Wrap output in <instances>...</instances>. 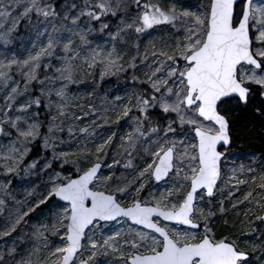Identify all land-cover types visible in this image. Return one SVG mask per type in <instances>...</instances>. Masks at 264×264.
<instances>
[{
  "label": "snow or ice",
  "instance_id": "6c2138e0",
  "mask_svg": "<svg viewBox=\"0 0 264 264\" xmlns=\"http://www.w3.org/2000/svg\"><path fill=\"white\" fill-rule=\"evenodd\" d=\"M250 117L264 0H0V264H264ZM226 201L255 240L215 231Z\"/></svg>",
  "mask_w": 264,
  "mask_h": 264
},
{
  "label": "trees",
  "instance_id": "16d2710c",
  "mask_svg": "<svg viewBox=\"0 0 264 264\" xmlns=\"http://www.w3.org/2000/svg\"><path fill=\"white\" fill-rule=\"evenodd\" d=\"M108 80V79H107ZM110 82L115 85L116 88H124V77L120 78L115 75L109 78ZM106 81L100 82L98 85L99 89L105 85ZM130 83V82H129ZM97 87V86H96ZM134 87V86H133ZM125 91V89L123 90ZM91 100V99H88ZM260 98L257 95L253 100V105L255 107L259 106ZM246 124V126H245ZM123 127V124H121ZM109 128V127H108ZM110 130V129H109ZM230 149L237 151L238 153H264V122H261L256 117H250L245 121H241L239 125V134L236 138L233 139ZM39 146L33 148L32 153L38 154ZM234 197L238 198L234 193ZM226 208V206H225ZM239 215H231L227 210L223 215H217L213 221V224H216V232L219 235H224L225 233H235L239 231L241 220ZM227 224V226H225Z\"/></svg>",
  "mask_w": 264,
  "mask_h": 264
},
{
  "label": "rangeland",
  "instance_id": "374dc122",
  "mask_svg": "<svg viewBox=\"0 0 264 264\" xmlns=\"http://www.w3.org/2000/svg\"><path fill=\"white\" fill-rule=\"evenodd\" d=\"M186 2H191V0H186ZM113 76V75H112ZM111 76H107V77H105L101 82H103V81H106L105 82V85L101 88V91L102 92H108V93H111V95L112 96H115V95H117L118 93H125V91H123L124 89H125V87L124 88H121L120 86H119V88H116L115 87V85L114 84H112L111 82H110V80H109V78H110ZM117 77V76H116ZM118 78H120V77H118ZM108 79V80H107ZM124 86H125V84H123ZM93 87H96V86H93ZM89 90H91V89H89ZM129 94H131V93H129ZM88 99H91V98H88ZM88 102H91V100H88ZM105 128H106V130H109L110 128H108V126H105ZM39 146V142H37L36 143V145H35V147L36 146ZM229 151L230 152H233L234 154H236V156H237V160H236V162L237 163H240V161H241V159H244V160H247L248 159V157L250 156V152H246V153H238L237 151H235V150H233V149H230L229 148ZM50 154V153H49ZM37 154H34V153H30V155L28 156V159H32L33 157H35ZM57 167L59 166V165H56ZM16 179H19V178H16ZM242 192H243V189L241 190V192H240V194L242 195ZM234 198H236V197H234ZM239 198V197H238ZM237 198V199H238ZM218 199V198H217ZM229 203H231L230 201H226V203H225V206H226V210L231 214V215H239L240 216V218H244V213H245V211L247 210V205L246 204H244V205H241V206H239L237 209H235V210H233V209H229L228 208V204ZM216 227H217V225L216 224H214V228H215V230H216ZM248 227V225L247 224H245V225H241L240 224V229H239V231H237V232H235V236L233 237V238H236V237H239V239H240V242H241V246H243V244H244V242L245 241H251V240H255L256 239V237L251 233V232H248V231H246V228ZM261 230H264V225H258L257 226V231H261ZM250 250V249H249ZM256 260H257V256L256 255H252V256H250L249 258H248V264H255V262H256Z\"/></svg>",
  "mask_w": 264,
  "mask_h": 264
}]
</instances>
